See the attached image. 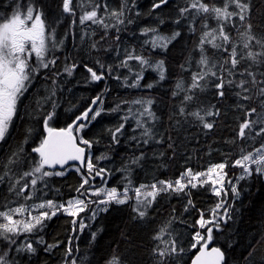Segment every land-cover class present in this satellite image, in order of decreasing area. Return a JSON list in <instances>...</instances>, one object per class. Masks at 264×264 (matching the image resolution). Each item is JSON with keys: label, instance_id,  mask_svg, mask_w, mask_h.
<instances>
[{"label": "trees", "instance_id": "1", "mask_svg": "<svg viewBox=\"0 0 264 264\" xmlns=\"http://www.w3.org/2000/svg\"><path fill=\"white\" fill-rule=\"evenodd\" d=\"M156 2L158 0H71V11L64 12L63 0H0V22L11 18L22 6L32 5L42 12L50 40L53 36L56 38L57 47L50 50L49 56L57 52L59 60L57 72L47 68L51 71L49 75L45 74L48 71L44 69L37 78L40 81L35 87L37 97L32 98L31 104L24 110V119L13 125L5 143L0 145V176L4 177L0 181V210H6V205L33 206L49 200L66 204L68 200L76 198L91 201L105 198L92 195L80 197L77 191L82 177L87 175L89 157L96 169H105L104 179L96 176L90 179V185H85L89 193L99 188H116L122 198L124 189L128 187L129 196L132 197L123 204L115 201L107 204L91 203L76 217L59 210L56 215L44 220L38 230L16 238L15 245L0 239V253H8L10 264H71L73 260L76 264H109L113 257H117L120 264H157L158 258L153 252L158 244L155 239L158 234H163L165 240H175L178 250L167 258L165 264H190L203 244V241L196 243L195 233L206 235V229L200 228L197 221L201 213L205 219L212 218V210L221 202L223 207L219 212L223 213L227 209L229 218H226V222L217 221L218 230L212 225L207 227H213V243L225 253L224 264H264V176L254 174L240 180L238 178L242 169L233 166L235 160L240 158L242 149L254 151L264 141V137L243 140L238 137L239 125L246 119V109L256 107L260 111L259 101L240 100L235 94L240 89L229 86L223 90L225 95L219 97V90L215 87L216 78L209 76L201 82L205 84L203 90H194V99L185 102L184 97L189 93L178 90L177 84L182 83L184 88L191 84L193 73L199 71V42L206 30L203 24L216 27V21H205L194 10L182 15L181 10L190 7L192 0H170L163 7L153 10ZM204 2L221 6L224 0ZM247 2L250 5L253 32L258 36L264 35V0ZM96 5L99 6L98 15L105 18L109 28L94 24L97 27L96 36L89 38V44L83 50L89 67L101 74L104 81H92L89 73L68 75L65 72V67L71 68L73 63L84 64L82 57L77 55L79 51L82 52L80 45H75L71 54L67 55L66 52L69 53L72 29L83 25L81 16ZM120 10L124 11V23L112 27L116 21L111 17V12ZM234 24L235 27L229 23L225 30L235 40L237 29L243 31V25L238 18ZM144 29H156L157 34L163 37H172L176 32L179 35L171 39L166 48L155 52L150 48L151 44L147 43L151 32L145 35ZM60 39H63V43L59 42ZM97 44L98 47L93 46ZM149 51H153V54ZM128 52L142 56L149 62L162 60L164 79L161 80L157 72L149 70L139 86L132 87L136 81L133 78L129 80L127 69L135 66L136 60H128L127 66H124L123 61ZM205 53L210 62L217 65V70L227 58V53L210 45L205 46ZM97 62L102 63L97 65ZM249 67L257 73L258 79H264L260 76L264 72V64L250 66L248 60L241 61L235 70L236 75L228 76L226 71L220 74L235 81L247 79V76L241 77L239 72ZM149 84L151 88L147 87ZM53 92L58 96L56 93L52 95ZM174 92L176 95H173ZM97 96L101 97L102 104L98 101L94 110L100 108V116L95 120L80 121L78 124H86V127L79 131L74 128L79 144L80 138L91 142L90 148L80 144L86 149L85 165L70 164L63 169H46L60 171L64 175H53L39 181L36 189L32 190V199L25 200L27 194L18 197L10 191V185L19 175L30 170L33 162L38 160V155L32 149L39 147L46 138L44 120L47 115L52 114L49 120L52 128H67L83 114L75 108L83 105V110H86ZM136 99L153 101L151 110L156 117L153 121L140 117V109L132 103ZM238 104L244 107H238ZM181 107L185 108L184 115L180 113ZM197 110L219 112V115L205 116V120L213 124L211 129H205L200 120L188 115ZM138 119L142 123L146 121V127L153 126V143L142 134L143 128L137 126ZM120 125L123 128L114 140L113 132ZM146 139L148 143L145 144ZM13 152H19V162L12 166V173L5 176L3 165ZM139 157L142 159L133 164L132 161ZM220 163H224L225 168L223 191L219 196L214 194L211 183L197 184L195 188L189 185L181 192L158 194L142 219L134 211L136 201L132 190L141 184L150 185L159 180L175 181L186 169L206 172L209 167ZM233 186L238 196L231 191ZM216 187L220 188L221 185L217 184ZM105 208L106 211L99 210ZM37 211L49 210H33V214ZM15 218L21 219L19 216ZM73 219L77 221L75 225L71 223ZM81 222L84 224L83 229L80 228ZM162 228L166 229V233L160 232ZM41 238L44 243H36ZM29 241L37 249L35 254L15 251V248ZM47 245L54 247L46 251L44 248ZM69 248L72 250L70 256L67 255Z\"/></svg>", "mask_w": 264, "mask_h": 264}, {"label": "snow or ice", "instance_id": "2", "mask_svg": "<svg viewBox=\"0 0 264 264\" xmlns=\"http://www.w3.org/2000/svg\"><path fill=\"white\" fill-rule=\"evenodd\" d=\"M168 0H158L153 4V10L160 8L166 4ZM71 0H63L64 12H70ZM96 5L90 11H86L80 19L83 24L85 21H90L93 24L102 26L105 29L109 28V24L105 22L103 16L98 15ZM106 7V6H105ZM230 9H232L230 11ZM198 16H203L204 20L214 19L216 21V27H210L207 23L203 24L205 31H203L200 37V59L198 61L199 71L193 73L191 84L184 88L182 83L177 84L178 90H184L186 93L184 97L185 102H190L194 99V90H203L205 84L202 81H206V78L211 76L215 77L217 83L215 87L219 90L217 95L223 97L225 92L223 91L226 86L239 88L240 91L235 93L240 100L253 101L258 100L260 104V111L256 107L247 108L245 111V117L238 130V137L240 139L256 137H264V79H258L257 73L251 70V67L245 68L243 72H239L241 77L247 76V79H240L238 81L232 79H226L224 75L220 73L227 72L228 76L236 75V69L240 65L241 61L248 60L251 65L264 64V35H256L252 28L250 5L247 0H224L221 6L209 5L204 0H192L190 7H186L181 10L182 15L193 11ZM124 11H112L111 17L115 18L116 24L111 25L116 27L119 24L124 23ZM239 19L243 25V31L237 29V39L234 40L231 33L226 31V25L229 23L235 27L234 20ZM149 32L154 35L151 37V43L153 47L165 48L167 43L171 39H175L179 35L178 32L174 33L172 37H163L157 34L156 29H144L143 34L147 35ZM119 40V36L116 37ZM210 45L212 48L218 51L227 53V58L223 60V63L217 70V65L210 62V58L205 53V46ZM95 47V45H93ZM49 50L48 35L46 34L45 22L41 18V14L33 7H27L23 12L20 9L15 11L11 18H6L3 22H0V142L6 139L9 128L12 124L13 118L17 115L18 102L21 96L27 91L29 84L32 82L35 75L38 74L39 69L48 68L50 64H55V60H48L47 53ZM33 55L35 56V62H31ZM128 60H136L140 64H147L148 61L139 55H135L133 52L127 53V58L123 61V65L127 66ZM164 62L161 60L155 68L160 73V79H164L163 71ZM224 65H229L225 68ZM74 67V66H73ZM73 68L65 67V72L68 75L72 74ZM90 73L92 81H100L103 79L101 74H98L91 67L87 68ZM261 77H264V72L260 73ZM132 87L139 86V80L131 85ZM147 87L151 88L149 84ZM52 95H55L53 92ZM173 95H176L174 92ZM102 104L100 96H97L92 103L97 102ZM133 104L141 105L142 111L139 113L140 117H147L149 119H155V114L151 110L153 101L151 99H138L132 102ZM238 107H244L243 105H237ZM53 108L55 105L53 104ZM202 111L204 114L202 115ZM92 113L90 116L89 114ZM180 113L185 114V108L181 107ZM101 109H93L89 107L83 114L77 117V120L91 121L100 116ZM197 120H200L205 129H211L213 124L205 120V116L219 115V112H213L211 110H197L188 113ZM254 117V118H253ZM52 118V114H48L44 120V127L47 132V137L43 139L39 147H34L32 151L38 155V160L33 162L30 170L24 171L10 185V191L15 192L19 197L22 194L29 192V189L35 190L39 181H44L46 177L53 175L61 176L63 172L48 171L46 169L55 168L56 165H60L61 168L70 160L80 161L81 165H85V149L80 147L76 143L77 137L73 135V128L79 131L86 127V124L69 125L66 129L59 131L49 127L48 121ZM146 123V121H145ZM140 119L137 120V126L143 128V135L152 138V132L149 127L145 126ZM123 125H120L113 132V139L116 140V134L121 131ZM247 130V131H246ZM144 143H148L146 139ZM80 144L88 145L91 147V142L80 138ZM22 151V150H21ZM240 158L234 162L235 167L242 169V173L238 179L243 180L246 177L252 175L264 176V141L261 142L259 147H256L254 151L241 150ZM142 157L136 158L132 161L133 164L139 162ZM19 162V152H13L8 157L6 163L3 165L4 175L8 176L12 173L13 165ZM255 166V167H253ZM87 175L82 177V183L77 191L80 197L103 196L105 198L98 201H91L85 198L70 199L66 204H56L52 200L42 202L33 206L20 205L16 207L5 206L6 210H0V239H4L9 245L16 244V238L31 234L34 230H38L43 226V221L50 219L51 216L56 215L57 211L63 210V212L69 216L76 217L79 213L85 211L86 207L91 203L107 204L111 201L123 204L128 199L130 189L126 187L122 194L117 192L116 188L105 190L103 188L94 189L91 193L85 189V185H90V179H94L96 176L104 179L105 169H96L92 163L91 157L87 159L86 163ZM224 163L213 165L207 169L206 172H194L192 169H186L185 172L175 181L159 180L150 185L141 184L136 187L134 191V198L136 201V207L134 211L137 212L139 218H144L146 215V209L155 201L156 196L161 192L175 191L181 192L189 185L192 188L197 187V184L203 185L205 183H211L213 192L219 196L223 191ZM79 171V169H77ZM126 171V169H125ZM3 176H0V181L3 180ZM23 181V183H22ZM129 183H131L129 181ZM220 184L221 187L217 188L216 185ZM83 189L84 191H81ZM231 191L239 195L235 186L231 188ZM227 193H225L226 195ZM25 200L32 199L31 194L24 197ZM191 204V201H189ZM223 207V202L218 203L215 209L212 210L210 219H205L203 213H201L200 219L197 221L200 228L206 229V235H202L200 232L195 233L194 239L197 244L203 241L200 255L196 257L195 264H221L224 259V254L219 248H212L211 252L206 251L208 244L212 241L213 227L219 229V223L217 221H225L228 217L227 209L223 213L219 212V209ZM48 209L49 211H37L33 214V210ZM100 211H106L107 209H99ZM95 215V213H93ZM21 217L16 219L15 217ZM73 225L77 223L75 219L71 221ZM212 225L213 227H207ZM84 224L80 223V228L83 229ZM161 233H166V229L162 228ZM155 239L158 241L156 248L154 249V255L158 258L157 264H165L168 257L177 253V247L175 240H165L163 234H158ZM38 244H42L43 239L36 241ZM54 245H47L45 250H50ZM195 247V244L193 245ZM18 253L23 252L27 254H35L37 249L33 246L32 242H26L21 247L15 248ZM71 248L67 250V255H71ZM182 251V249H181ZM7 252L0 253V264H10L7 259ZM71 264H76V261H71ZM109 264H120V260L117 257H113Z\"/></svg>", "mask_w": 264, "mask_h": 264}, {"label": "flooded vegetation", "instance_id": "3", "mask_svg": "<svg viewBox=\"0 0 264 264\" xmlns=\"http://www.w3.org/2000/svg\"><path fill=\"white\" fill-rule=\"evenodd\" d=\"M104 1V0H103ZM101 5V4H100ZM29 6H31V7H33L34 9H36L34 6H32V5H28V6H22L21 8H23V11L27 8V7H29ZM36 10H38L39 12H40V14H41V18L43 19V16H42V12L39 10V9H36ZM44 20V19H43ZM45 22V21H44ZM45 27H46V24H45ZM77 30H80V31H77ZM75 31H77V32H75ZM82 31V32H81ZM78 32H80V33H78ZM83 32H85V33H87V34H89V35H92V34H90V32L87 30V28L86 27H75L74 29H72V37H70L71 39H72V41H71V43L70 44H73V46H75V43H76V45H80V49L82 50V52H80L79 51V53L77 54L79 57H82V62L84 63V64H78V63H73L72 65H71V68H73V70H72V74H75V75H79V74H82V73H87L88 74V71H87V68L89 67V65L87 64L88 63V61H85V57H84V47H85V45H88L89 44V36H88V38H87V40L85 39V35H83ZM78 33V34H77ZM46 34L48 35V30H47V27H46ZM76 35H78V37H76ZM82 35V36H84V38L82 37V39L80 38V36ZM48 38H49V36H48ZM78 41H77V40ZM76 40V41H75ZM57 41H58V37H57ZM73 42V43H72ZM48 45H49V48H50V50L53 48V49H55V47H57L56 46V38L53 36L52 37V40H50V38H49V40H48ZM75 48V47H74ZM69 53H67L66 52V54L68 55V54H71L70 53V51H68ZM72 54H74V53H72ZM49 56V55H48ZM47 59L48 60H55V64H50L49 65V67L48 68H50V69H52L53 71H55V70H57V67L59 66V60H58V56H57V52H55L54 53V55L52 56V57H47ZM31 62H35V56L33 55V57H32V60H31ZM74 66V67H73ZM54 68V69H53ZM45 68H40L39 69V72H38V74L37 75H35V77L37 76V78H39L40 76H41V74H42V72L41 71H43ZM47 69V68H46ZM80 69V70H79ZM52 71V72H53ZM90 74V73H89ZM35 77L33 78V80H32V82L29 84V86H28V88H27V91H25L24 92V94L21 96V98H20V100H19V102H18V111H17V115L13 118V121H12V124H11V126H10V128H9V132H8V135H9V133H10V131H11V129H12V127H13V125L14 124H16L18 121H21L22 119H24V116H25V113H26V111H25V113H24V110L25 109H27V107L31 104V101H32V98H34V96H36V94H37V88H35V89H33L34 88V86L35 87H38V85L36 84V83H38V81H36L37 80V78H36V80H35ZM101 84V83H100ZM102 87H103V85H102ZM35 91V92H34ZM93 104V103H92ZM26 106V107H25ZM92 105H90L89 107H91ZM88 107V108H89ZM78 108H79V111L80 112H84V111H86V110H83V108H84V106L83 105H81V107L78 105ZM83 110V111H82ZM78 111V112H79ZM91 114V113H90ZM89 114V115H90ZM79 117V116H78ZM77 120V118L75 119V121ZM75 121H73V123L75 122ZM49 123H50V121H48V125H49ZM72 123V124H73ZM52 128V127H51ZM53 129H56V127H53ZM8 135L6 136V139H7V137H8ZM47 136V135H46ZM5 139V140H6ZM5 140L4 141H2V142H0V145L1 144H3V143H5Z\"/></svg>", "mask_w": 264, "mask_h": 264}, {"label": "rangeland", "instance_id": "4", "mask_svg": "<svg viewBox=\"0 0 264 264\" xmlns=\"http://www.w3.org/2000/svg\"><path fill=\"white\" fill-rule=\"evenodd\" d=\"M100 4V3H99ZM20 11L21 12H23V8L22 9H20ZM97 11H98V8H97ZM98 14H99V11H98ZM86 27L87 28V30L90 32V34H92V38H95V33H96V29H97V27L93 24V23H91V24H88V23H86V21L84 22V24L83 25H81V27ZM154 34L153 33H151V34H149V37L150 38H148L147 39V43H149V44H151V46H150V48L153 50V51H155V52H158V51H160V49H161V47H153V45H152V43H151V37L153 36ZM159 35V34H158ZM161 36V35H160ZM48 40H49V38H48ZM169 43V42H168ZM168 43H167V45H168ZM59 47V46H58ZM95 47H98V44L95 46ZM166 48V47H165ZM153 51H149L150 52V54H153ZM50 54V48H49V50H48V53H47V57H49L48 55ZM147 60V59H146ZM157 60V61H156ZM156 60H154V61H152V62H149L148 60V63L147 64H144V65H142V64H140L138 61H136L135 63V66H132L131 68H129V69H127V67H125L127 70H128V75H129V80L130 79H135V81H137V79L139 80V82H141L142 80H143V78H144V76H146V74L149 72V70H152V71H154V72H157V74L158 75H160V73H159V71L155 68V65L159 62V59H156ZM98 65V64H97ZM163 71H164V73H165V67H164V64H163ZM103 81H104V77H103V79H102ZM138 87V86H137ZM136 100H138V99H136ZM135 101V100H134ZM133 105H135V106H137L139 109H140V111H142V107H141V105H138V104H133ZM76 109V111H77V109H79V108H75ZM126 113H127V111H126ZM129 113V112H128ZM127 113V114H128ZM127 114H125V115H127ZM152 121H153V119H151ZM145 121V120H144ZM143 122V121H142ZM49 127H51L50 126V124H49ZM151 132H152V138L151 139H149V141L151 142V143H153L154 141H155V130H153V126H151ZM247 131V130H246ZM32 193H33V191H32V189H29V192H26V193H24V194H27V195H29V194H31V196H32ZM213 241V240H212Z\"/></svg>", "mask_w": 264, "mask_h": 264}, {"label": "water", "instance_id": "5", "mask_svg": "<svg viewBox=\"0 0 264 264\" xmlns=\"http://www.w3.org/2000/svg\"><path fill=\"white\" fill-rule=\"evenodd\" d=\"M169 1H170V0H168V2H169ZM168 2H167V3H168ZM167 3H166V4H167ZM166 4H164V5H166ZM164 5H162L161 7H163ZM95 106H96V104H93L91 108L94 109ZM80 121H83V120H76V121H75L73 124H71V125H74V124L77 125ZM67 128H68V127H67ZM74 128H75V127H74ZM74 128H73V135L76 137V135H75V133H74ZM61 129H66V128H56L55 130L59 131V130H61ZM46 137H47V136H46ZM76 143H77L78 146L83 147V146H81V145L78 143V139H76ZM83 148H84V147H83ZM84 149H85V148H84ZM85 160H86V149H85ZM70 164H78V165H80L81 167L84 166V165H83V166L81 165L80 161H73V160H70V161H68V162L63 166V168L67 167V166L70 165ZM56 168H58V169H63V168L60 167V165H56L55 168H52V169H56ZM201 248H202V247H201ZM201 248H200L199 251H197V252L195 253V255L192 257L190 264H195L196 257L200 255ZM212 248H219V249L221 250V252L224 254V259H223V261H221V264H224V262H225V253H224V251H223L220 247L215 246V245L212 243V241H211V242L208 244V247H207L206 251L211 252V249H212Z\"/></svg>", "mask_w": 264, "mask_h": 264}, {"label": "bare ground", "instance_id": "6", "mask_svg": "<svg viewBox=\"0 0 264 264\" xmlns=\"http://www.w3.org/2000/svg\"><path fill=\"white\" fill-rule=\"evenodd\" d=\"M73 9H74V8H73ZM82 9H83V8H82ZM74 14H75V13H74ZM77 31H80V30H77ZM77 31H75V32H77ZM81 32H82V31H81ZM78 33H80V32H78ZM78 33H77V34H78ZM70 34H71V32H70ZM80 34H81V33H80ZM83 35H85V39L88 38V36L92 39V36L89 35V34H87V33H85V32H83ZM66 36L69 37L68 34H67ZM70 36H71V35H70ZM79 36H80V35H79ZM81 36H82V35H81ZM81 36H80L81 39H82V37L84 38V36H82V37H81ZM67 37H66V39H67ZM71 37H72V36H71ZM76 37H78V35H76ZM62 38H63V37H62ZM64 39H65V38H64ZM66 39H65V40H66ZM68 39H70V38H68ZM62 40H63V39H60L59 42H62ZM71 40H72V39H71ZM76 40H77V39H76ZM76 40H75V41H76ZM82 40H83V39H82ZM77 41H78V40H77ZM67 42L69 43L68 40H67ZM62 43H63V42H62ZM72 43H73V42H72ZM59 45H62V44H59ZM65 45H66V44H65ZM75 45H76V43H75ZM67 46H68V44H67ZM63 47H64V46H63ZM75 47H76V46H75ZM73 48H74V46H73V44H71V45H70V49H69V51H71ZM74 49H75V48H74ZM74 49H73V50H74ZM73 50H72V51H73ZM66 51H68V50H66ZM101 63H102V62H97L98 65H100ZM103 64H104V63H103ZM103 64H102V67H103ZM99 67H100V66H99ZM53 69H54V68H53ZM102 69H103V68H102ZM47 71H48V69H47ZM47 71H44V73L47 72ZM51 71H53V70L51 69ZM51 71L49 70V71H48V74H47V73H45V74L48 76V75H49V72H51ZM41 72H42V71H41ZM55 72H57V71L55 70ZM59 73H60V72H59ZM43 75H44V74H43ZM46 75H45V76H46ZM36 78H37V76L35 77V80H36ZM58 78H59V77H58ZM38 79H39V78H38ZM60 79H62V78H60ZM36 81H39V80H36ZM55 81H56V80H55ZM56 82H57V81H56ZM39 83H40V81H39ZM36 84H37V83H36ZM56 84H57V83H56ZM160 84H161V82H160ZM162 84H163V83H162ZM40 85H41V84H40ZM34 89H35V86H34ZM55 93H56V92H55ZM56 95H57V93H56ZM57 96H58V95H57ZM36 97H37V96H36ZM39 97H40V96H39ZM39 97H38V98H39ZM57 98H58V97H57ZM56 100H57V99H56ZM163 165H164V164H163ZM111 169H112V168H111ZM163 169H166V168H163ZM110 172H111V171H110ZM114 175H115V174H114ZM105 177H106V176H105ZM0 184H1V183H0ZM152 205H153V204H152ZM95 235H96V234H95ZM17 238H18V237H17ZM18 239H19V238H18ZM44 249H45V248H44ZM153 253H154V252H153ZM155 257H156V256H155Z\"/></svg>", "mask_w": 264, "mask_h": 264}]
</instances>
